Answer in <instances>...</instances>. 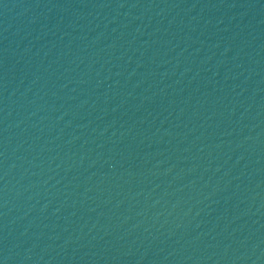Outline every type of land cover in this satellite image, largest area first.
I'll return each mask as SVG.
<instances>
[{"label":"water","instance_id":"95a60500","mask_svg":"<svg viewBox=\"0 0 264 264\" xmlns=\"http://www.w3.org/2000/svg\"><path fill=\"white\" fill-rule=\"evenodd\" d=\"M0 264H264V0H0Z\"/></svg>","mask_w":264,"mask_h":264}]
</instances>
